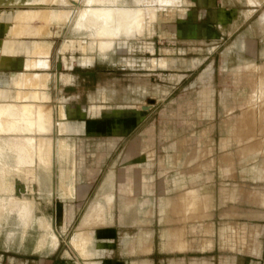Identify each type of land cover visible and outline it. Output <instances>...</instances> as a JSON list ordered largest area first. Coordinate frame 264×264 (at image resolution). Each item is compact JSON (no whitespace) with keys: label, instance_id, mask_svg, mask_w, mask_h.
Wrapping results in <instances>:
<instances>
[{"label":"crops","instance_id":"1","mask_svg":"<svg viewBox=\"0 0 264 264\" xmlns=\"http://www.w3.org/2000/svg\"><path fill=\"white\" fill-rule=\"evenodd\" d=\"M42 1L44 3V0H39L40 3ZM61 1L52 0V5ZM86 1L83 0L86 3L80 6L79 2L73 0L77 4H74L76 10L74 8L71 12H56L54 7L32 10L37 11L36 14L40 12L41 18L38 19L42 21L40 25L43 28L38 25L36 31L42 33L51 24L72 20L74 31L83 30L91 37L89 42L82 43L83 49L106 57L108 51L115 49L117 39L125 37L123 44L127 45L129 38L151 32L150 20L154 19L156 8L146 7L149 3L175 6L183 0H135L137 6H131L127 0H115L113 8H109L108 0ZM261 2L248 0L249 5H259ZM89 7L94 11L90 9L92 17L94 13L97 15L114 9L117 15L120 12L131 14L134 19L135 13L138 16L142 13L143 18L140 20L139 17L140 21L127 20L124 23L126 26L122 22L119 25L120 20L117 24H107V15H102L103 12L97 18L94 17L98 21L92 19L88 13ZM3 8L4 12L0 13L5 17V28L0 31V89H3L5 98L9 95L8 99L13 90H31L36 94L44 92L42 86L38 85L32 88L15 86L17 81L12 85L14 74L21 75L24 80L29 77L37 80L52 72L32 71L42 67L43 61L49 63L48 54L39 48L41 45L36 42L22 43L15 39L17 34H28V23L32 20L27 19L29 12L11 6ZM46 9L48 13L52 12V20L56 18L52 22L42 19V11ZM98 9L100 12L97 13ZM81 10H86L84 13L88 15L82 16ZM121 14L118 16L122 20L124 15ZM78 18L79 22L76 20ZM88 18L97 21L98 24H94L91 19L89 21L94 29L87 23ZM77 22L82 24L81 27ZM258 22L264 27V13ZM114 24L118 25L117 28ZM13 25L16 29H12ZM97 25H101L99 28L102 27V31L103 27L107 30L109 26L110 30L115 29L117 34L114 43L109 44L108 39H104L108 35L103 34L109 28L102 34ZM96 34L100 35H97L99 39H96ZM92 37H95L94 40ZM146 48L152 50L151 46ZM92 59L93 56L84 57L89 62ZM58 60L61 62L60 55ZM119 60L129 66L136 63L124 57ZM12 61L18 62L21 69L12 71L7 68ZM25 62L30 63L29 67ZM166 62V57H161L138 64L162 67L167 65ZM247 62L256 63L253 59L240 57L233 67L236 72L233 81L240 85L230 90L226 88V92L236 93V87L239 90L230 100L220 97L216 102L214 95L219 90L211 85H203L190 92L206 94L200 101L195 95L192 103L186 102L185 96L179 93L161 107L157 118L150 116L153 113L150 108H112L106 103L94 102L92 96L85 103H72L77 115L71 119L65 117L63 103L60 106L53 104V162L55 157L65 154L72 157L68 173L66 171L65 177L62 175L63 180L58 182V192L63 187L69 192L57 194V186L53 182L52 198L54 203L64 206L58 217L62 222L74 220L77 208L85 205L78 218L81 220L83 216L84 219L79 227L82 232L76 230V237L74 235L71 240L74 244L81 243L77 247L91 241L89 248L93 255L86 252L90 251L87 245L81 247L83 251L81 248L77 250V253L81 252L80 255H90L88 258L95 259L88 260L87 264L90 261L93 264H264V117L258 116V104L256 112H249L252 111V107H249L251 96L257 93V90L253 91L259 75L256 70L245 69L249 66ZM53 74L56 83L71 79V76L61 75L60 71ZM240 86L242 88L238 89ZM101 97H105L103 92ZM72 107L68 110L71 111ZM58 132L67 134L71 142L58 136L57 143L54 134ZM89 158L90 163L87 162ZM106 160L108 163H104ZM96 202L97 205L88 211L86 206L90 207ZM81 234L84 240H78ZM72 242H69L70 245L76 246Z\"/></svg>","mask_w":264,"mask_h":264},{"label":"rangeland","instance_id":"2","mask_svg":"<svg viewBox=\"0 0 264 264\" xmlns=\"http://www.w3.org/2000/svg\"><path fill=\"white\" fill-rule=\"evenodd\" d=\"M112 1L108 0L109 8L115 7V0ZM127 1L131 6H137L135 0ZM6 2L3 4L1 3L0 7L11 6L15 9H23L25 12L29 13L38 7H54L59 12H71L75 8L74 4H77L74 3L73 0H63L61 3L55 5H52L51 0L49 4L46 0L44 3H40L39 0H11V2ZM76 2H79L80 6H84L85 4L83 0H78ZM95 6L97 7V4ZM146 7L156 8L154 19L150 20L151 32H145L136 38H129L127 45L123 44L125 37L117 39L115 42V49L108 51L106 57L98 56L97 52H90L89 50L83 49L82 43L85 41L89 42L90 36L83 30L74 31L72 28V20L60 24H51L45 32L41 33L36 31V27L40 25L41 22L38 18H34L28 23V34L15 37L16 40L18 39L22 43H38L42 46L39 48L45 54H48L49 63L48 61H43L42 67L32 69L33 72L52 73L47 75L44 74V77L39 78L40 80L38 82L30 77L24 80L23 78L21 79V75L14 74L13 79L15 81H13L12 85L17 81L15 86L21 85L22 87L26 86L32 88L31 86H37L39 83V86H42L44 92L36 94L31 90H13L10 99H8L9 95H7L6 98H0V104L7 103V105L10 106H7V109H5V105H0V123L8 120L6 126L0 125V127L3 128H0V131L1 129L5 131V135L4 132H0V173L3 174L0 178H3L4 181L2 183V179H0L2 183H0L2 185H0V264H87L88 260H95L88 258V256L94 254L92 249L89 248L91 241L87 244L90 249V255L85 257L77 253L69 243L81 224L83 216L81 220H78V218H80V214L83 212L85 205H81L77 208L75 213L76 218L74 220L62 222L58 220V217L61 216L62 207L64 206L54 203L52 198L53 182L55 183L54 186H57V194H66L65 190H63L64 187L58 192V182L62 175L65 176L72 155L71 157H69L68 154L55 157L54 164L52 163L53 157L51 156L49 157L50 160L46 168L39 165L36 158L33 160L34 157L31 158V161L33 160L31 163L28 160L22 163L23 165L21 164L20 167L10 165L19 162V155L23 156L26 152L21 151L22 154H19L20 151H17L18 148H14L15 150L11 148L12 144L16 146H21L23 144L22 147H24L27 144L24 143L26 141L24 139L27 137L33 138L35 142L40 141L41 137H45L48 143L47 145H52L51 127L53 115L49 114L50 116L48 117L47 114L44 113L46 110H44V108L48 110L50 108L52 111L48 112L52 113L54 105L60 106V104L63 103L65 117L71 119V117L77 115L75 107L71 106L72 103H85L90 100V96H92L94 102L106 103L112 108L116 106H130L141 109L150 108L153 111L150 116L154 115L157 118L159 117V110L161 107L171 99L173 100V98L177 97L179 93L185 96L184 100L186 102L192 103L195 95L197 100L200 101L202 96L205 97L206 94H193L190 92H192L194 88L200 89L203 85H211L216 88V90H219V92L214 95L216 102L220 97L230 100L239 90H237V87L236 93L226 92L225 90L226 88L230 90L236 85H240L233 81L234 73H236L233 67L237 63L238 58L243 57L253 59L257 63L247 62L249 66L245 69L258 71L257 86L253 93L256 90L260 92L258 94H260L262 98L261 100L259 99V103H256L260 106H258L261 111H259V113L264 114V27L259 25L258 22L260 16L264 13V0H262L259 5H249L248 0H183L179 5L175 6H159L153 2L149 3ZM247 8H252V10L247 11ZM111 10L112 9L109 11ZM113 10L112 13L114 18L112 22H115L116 18ZM48 15L50 16L49 13ZM126 15L127 14H125V16ZM130 15L126 16V18H128L126 20L132 21L138 18L137 14L133 15L134 19L132 15ZM142 15L143 14L140 13V20L143 18ZM49 19L47 20L49 21ZM114 31L111 30V35H109L111 33L109 31V44L115 41L113 35H116V31ZM0 39H2V35H0ZM130 45L131 48L129 49L128 47ZM147 46H151L152 50H148L146 48ZM58 55L61 57V62L60 67L56 69V62L59 61ZM86 56H93L92 61L89 62L84 60ZM120 57H124L130 61H136V63L130 66L124 65L122 61L119 60ZM161 57H166L167 65L161 67L159 65L142 66L138 64L140 61H145L150 58L159 59ZM25 63L27 67H29L28 65H30V63ZM7 68L13 71L21 69V66L18 62L12 61L11 65ZM56 71H60L61 75H67V77L71 76V79L68 82L58 81L56 83L53 75V72L55 73ZM259 85H261L262 88ZM239 88L242 87L240 86L238 89ZM26 92L29 93V98L24 97L26 96ZM102 92L105 96L104 98L101 97ZM21 95L23 96L21 97ZM31 95L39 98H31ZM64 97L66 98L64 99ZM26 102L27 104L35 103V105L32 104L33 106H30V108L25 106L29 109L27 110L25 108L27 110L24 109L26 112L22 110L23 108H21V110L20 108H16V105L22 104L23 106ZM256 103L251 104L255 109L257 108ZM10 104L16 105L11 106ZM143 105H147V107L142 108L141 106ZM75 106H78V104ZM11 107L16 109L13 110ZM33 107L34 109H32L33 111L31 112L30 109ZM70 107L73 108L71 111L68 110ZM8 108H11L14 112L12 111V113L10 110V112L3 111L8 110ZM39 108H43V111H40ZM20 111L22 114L23 111L26 113L23 114L26 118L20 115ZM28 111L31 112L29 115H35L33 117L29 116L30 119L33 118L32 120L27 116ZM37 111L38 113L44 114L45 117H48V121L46 120V126L48 127L46 128V132L37 130L35 125L36 121H34L36 120V114L34 113ZM254 111L256 112V110ZM5 112H7V114L12 113L14 116L11 114L9 116H13L14 118L15 115L16 117L19 115V121L27 118L29 120H25L26 122L23 121L24 123L22 124L21 122L18 123V118H16V121L15 119H11V128L9 127V130V116L7 115L8 118H6ZM17 112H19V114H17ZM1 115H4V117L1 118ZM13 121L17 124L13 123ZM29 121H32L31 125L34 124V126H30ZM27 123L29 124L27 125ZM28 128L31 130V133ZM13 129H15L14 131L16 132H14ZM7 130H9L8 133ZM9 132L13 134H9ZM16 133H20L22 136L20 135V137L16 135ZM6 134H9V137ZM16 136L17 139H15ZM54 136H56L57 142L58 136H63L68 142H71V138L67 137V134L64 132L55 133ZM9 139H12L11 141L14 142L12 143ZM22 140L24 141L22 142ZM17 141H19L18 144ZM6 145H9L10 148ZM28 152L26 153H33L32 150ZM46 153L48 157V154L52 152L49 150ZM10 154L15 157H10ZM16 155H18L17 158ZM15 159H17V161ZM76 160L78 161V158H76ZM90 160L91 158H89L87 162L90 163ZM104 163H108V160ZM38 175L42 178L43 184L39 183L40 181L36 179ZM24 186H26V188ZM54 196H56V193ZM16 201L18 204H21L18 206ZM3 202H5V204ZM24 204L26 206L28 204L31 208L29 209L27 206V211H30V215H28L27 211L25 212L26 207ZM94 205H97V202L90 207L86 206V208L89 211ZM4 208L5 210H3ZM19 208L22 209L21 212ZM16 211L19 212V214L17 213L19 220L15 218V216L17 217V214H14ZM9 212L14 216L12 214L10 215ZM20 213L23 217H26V220L25 217H21ZM10 218L13 220L12 222ZM22 218L24 219L22 222L26 225L20 221ZM42 218L47 219L49 222L44 219L43 221L40 220ZM15 219L16 221L14 222ZM16 222H19L20 225ZM43 222L47 225L49 223L50 226L48 225L45 227ZM14 223H16V225ZM103 223H105V221L102 223L98 222L94 224L93 227ZM62 225H65V227ZM18 227L20 228L18 229ZM51 234L56 237L54 243L51 242Z\"/></svg>","mask_w":264,"mask_h":264},{"label":"bare ground","instance_id":"3","mask_svg":"<svg viewBox=\"0 0 264 264\" xmlns=\"http://www.w3.org/2000/svg\"><path fill=\"white\" fill-rule=\"evenodd\" d=\"M6 1H9V2H10V0H0V4H1V3L3 4V3H5ZM44 1H45V0H44ZM48 1H49V2H48ZM48 1L46 0V2L49 4V3H50V0H48ZM76 1H77V0H76ZM85 1H86V0H85ZM94 1H95V0H94ZM94 1H93V2H94ZM96 1H97V0H96ZM100 1H101V0H100ZM105 1H106V0H105ZM111 1H112V0H111ZM42 2H43V1H42ZM46 2H45V3H46ZM51 2H52V0H51ZM86 2H88V1H86ZM86 2H85V3H86ZM97 2H98V1H97ZM112 2H114V1H112ZM6 3H7V2H6ZM53 3H54V2H52V4H53ZM75 3H76V2H75ZM88 3H89V2H88ZM90 3H91V2H90ZM101 3H102V2H101ZM109 3H111V2H109ZM78 5H79V4H78ZM103 6H104V5H103ZM3 7H5V6L0 7V13H1V12H4L5 9H4ZM91 7H93V6H91ZM91 7H89V10H88V11H90V12H88V13L91 14L90 17H92V15H93V13H92L93 10H92ZM101 7H102V6H101ZM39 8H40V7H39ZM41 8H42V7H41ZM45 8H46V7H45ZM52 8H53V7H52ZM71 8H72V7H71ZM78 8H79V7H78ZM81 8H82V7H81ZM81 8H80V9H81ZM84 8H86V7H84ZM82 9H83V8H82ZM90 9H91L92 11H91ZM101 9H102V8H101ZM101 9H100V10H101ZM7 10H10V9H7ZM12 10H13V9H12ZM34 10H35V9H34ZM37 10H38V9H37ZM42 10H43V8H42ZM42 10H41V11H42ZM74 10H76V8H75ZM103 10H104V9H103ZM109 10H110V9H109ZM20 11H22V10H20ZM81 11L83 12V13H82V16H83V15H88V14L84 13V11L87 12L86 10H84V11L81 10ZM22 12H23V11H22ZM36 12H37V11H36ZM36 12L33 11L32 13H29V14L27 15V19L29 20V19L39 18V17H40V14H39L40 12L38 11V14H36ZM42 12H43V13H42ZM42 12H41V13H42V19H43V21H46L47 18H48V16H49V15H48V11H47V9H46L45 12H44V11H42ZM49 12H50V10H49ZM56 12H57V10H56ZM77 12H78V11H77ZM79 12H80V11H79ZM79 12H78V14H79ZM93 12H94V11H93ZM96 12H97V13L100 12L99 9H98V11L96 10ZM102 12H103V11H102ZM102 12H100L99 14H101ZM107 12H108V11H107ZM107 12H106V13L103 12L102 15H105V14L107 15V16H106L107 20H105V23L109 24V22H112V21H113L114 16H113V13H111L112 10H111V12H108V13H107ZM10 13H12V12H10ZM17 13H18V12H17ZM50 13L52 14V12H50ZM50 13H49V14H50ZM62 13H63V12H62ZM72 13H73V12H72ZM80 13H81V12H80ZM104 13H105V14H104ZM115 13H116V12H115ZM51 14H50V16H49V18H50L49 21L52 20V19H51V18H52V15H51ZM78 14H77V16H80V15H81V14H80V15H78ZM94 14H95L94 17L96 16V18H97V15H99V14L96 15V13H94ZM120 14H121V12H120L118 15H120ZM122 14L125 16L124 13H122ZM122 14H121V16H122ZM133 14H134V13H133ZM135 14H136V13H135ZM1 15H2V16H1ZM75 15H76V13H75ZM116 15H117V13H116ZM118 15L116 16V18L118 17V19H117V21H115L114 23H116V22L118 23L119 19H120V21H119V22H120L119 25L121 24V22H122L123 24H124V23H127V22H126V21H127L126 19H128V18H126L127 15L123 18L124 20H126L125 22H123L124 20H123V19L121 20V17L119 18ZM17 16H18V15H17ZM63 16H64V15H63ZM130 16H131V15H130ZM1 17H2V18H1ZM55 17H56V16H55ZM75 17H76V16H75ZM84 17H85V16H84ZM87 17H88V16H87ZM94 17H92V19H93ZM103 17H105V16H103ZM40 18H41V17H40ZM57 18H58V17H57ZM71 18H72V17H71ZM73 18H74V17H73ZM96 18H94V20H97ZM98 18H100V17H98ZM106 18H105V19H106ZM4 19H5L4 14H0V31H1V32H2V31L4 30V28H5V23L3 24ZM18 19H19V17H18ZM18 19H17V20H18ZM42 19H41V20H42ZM54 19H56V18H53V20H54ZM80 19H81V18H80ZM88 19H89V20H87V23L90 21L91 18H88ZM92 19H91V21H93L94 24L97 23L98 20L95 22V21L92 20ZM102 19H104V18H102ZM102 19L100 18V20H102ZM137 19H139V16H138ZM137 19H136V21H137ZM53 20H52V21H53ZM58 20H59V19H58ZM58 20H56V21H54V22H57ZM69 20H70V19H69ZM69 20H68V21H69ZM76 20L78 21L79 18L76 19ZM115 20H116V19H115ZM47 21H48V20H47ZM49 21H48V23H49ZM52 21H51V22H52ZM59 21H60V20H59ZM63 21H64V20H63ZM65 21H66V20H65ZM85 21H86V17H85V20H84L83 22H85ZM106 21H107V22H106ZM138 21H140V20H138ZM5 22H6V21H5ZM17 22H18V21H17ZM41 22H42V21H41ZM51 22H50V24H51ZM61 22H62V21H61ZM74 22H76V21H75V18H74ZM78 22H79V21H78ZM78 22H77V23H78ZM80 22H81L82 24H84L82 21H80ZM10 23H11V22H10ZM77 23H76V24H77ZM89 23H90V22H89ZM91 23H92V22H91ZM91 23H90V24H91ZM99 23H100V22H99ZM117 23H116V24H117ZM128 23H129V22H128ZM25 24H26V22H25ZM41 24H42V23H41ZM76 24H75V25H76ZM82 24H81V25H82ZM97 24H98V23H97ZM116 24H114V25L116 26ZM11 25H12V23H11ZM15 25H19V24H16V23H15ZM15 25H13V28H12V29H16V28L14 27ZM48 25H49V24H48ZM81 25H79V23H78V26H79V27H81ZM101 25H102V24H101ZM101 25H100V26H101ZM104 25H105V24H104V20H103V26H104ZM110 25H111V24H110ZM124 25H125V24H124ZM124 25H123V26H124ZM141 25H142V23H141ZM141 25H140V26H141ZM39 26H41V25H39ZM39 26H38V28H39ZM45 26H46V25H45ZM78 26H77V28H78ZM83 26H84V25H83ZM97 26H98V25H97ZM100 26H98V30L100 29L99 31H102V27L99 28ZM117 26H118V25H117ZM117 26H116V28H117ZM125 26H126V25H125ZM125 26H124V29H126ZM140 26H139V28H140ZM41 27H42V26H41ZM41 27H40V28H41ZM88 27H89V26H88ZM90 27L93 28L94 25H93V27H92V24H91ZM109 27H111V26H109ZM109 27H107V30H108ZM113 27H114V26H113ZM141 27H142V26H141ZM42 28H43V27H42ZM77 28H75V29H77ZM103 28H104V29H103V31H102V34H103L105 31H107V30H105L106 27H103ZM114 28H115V27H114ZM93 29H94V28H93ZM95 29L97 30V28H95ZM8 30H9V29H8ZM17 30H18V29H17ZM104 30H105V31H104ZM111 30H113V29H111ZM111 30H110V28H109V30L107 31V33H104L103 35H105V34L108 35V34H109L108 32H109V31L111 32ZM114 30H115V29H114ZM114 30H113V31H114ZM116 30H117V29H116ZM77 31H78V29H77ZM92 31H93V30H92ZM11 32H13V30H12ZM37 32H38V31H37ZM96 32H97V31H96ZM96 32H95V33H96ZM114 32H115V31H114ZM127 32H128V31H126V33H127ZM5 33H6V32H5ZM23 33H24V32H23ZM98 33H99V32H98ZM128 33H130V32H128ZM128 33H127V34H128ZM90 34H91V33H90ZM102 34H101V35H102ZM111 34H112V32H111L109 35H111ZM115 34H117V33L115 32ZM21 35H22V34H21ZM91 35H92V34H91ZM97 35L100 36L99 34H96L95 37H96ZM7 36H8V35H7ZM13 36H14V35H13ZM13 36H12V38H13ZM17 36H18V34H17ZM17 36H16V37H17ZM89 36H90V35H89ZM98 36H97L96 39H99ZM4 37H5V36H4ZM95 37H94V38H95ZM113 37H115V36L113 35ZM113 37H112V38H113ZM9 38H10V37H9ZM90 38H91V37H90ZM92 38H93V37H92ZM94 38H93V40H94ZM100 38L103 39L102 37H100ZM105 38L108 39L109 36H106V37L104 36V39H105ZM6 39H7V38H6ZM11 40H12V39H11ZM2 43H3V42H2ZM28 50H29V49H28ZM59 62H60V61H59ZM35 63H36V62H35ZM34 65H35V64H34ZM35 66H36V65H35ZM53 75H54V74H53ZM36 76H37V75H36ZM36 76H35V77H36ZM20 77H21V76H20ZM40 77H41V76H40ZM47 77H48V76H47ZM38 79H39V78H38ZM38 79H37V82H38ZM20 81H21V80H20ZM21 82H22V81H21ZM21 82H20V83H21ZM44 82H45V81H44ZM21 84H22V83H21ZM1 86H2V85H1ZM38 86H39V83H38ZM259 86L261 87V85H259ZM3 87H4V86H3ZM261 88H262V87H261ZM19 92H20V91H19ZM256 92H257V93H254V94L251 96V104H252V103L255 104L256 102L259 103V99L261 100V98H262V97H260V94H258V93H259L258 90H257ZM35 93H36V92H35ZM18 94H21V93H18ZM28 94H29V93H27L26 96H24V97H28V98H29V95H28ZM22 96H23V95H21V97H22ZM38 96H39V95H38ZM40 96H41V95H40ZM0 98H5L4 93H3V89H0ZM31 98H39V97L34 96V95H33V96L31 95ZM257 100H258V101H257ZM37 101H38V100H37ZM7 102H8V101H7ZM9 102H12V101H9ZM16 102H17V101H16ZM32 102H33V101H32ZM34 102H35V101H34ZM12 103H13V102H12ZM257 103H256V104H257ZM6 104H7V103H6ZM17 104H19V103H17ZM22 104H23V101H22ZM28 104H30V103H28ZM28 104H27V102H26L25 105H23L24 107L21 106V104H20V105H16V104H13V105H12V104H10V105H11V106L16 105L17 107H18V106H19V107H23L22 110H24L25 108L27 109V107H25V106H28V107L30 108V106L35 105V103H34V104L32 103L33 105H32V104L28 105ZM37 104H38V103H37ZM42 104H43V103H42ZM249 104H250V103H249ZM0 105L3 106V105H5V104L2 103V104H0ZM39 105H40V104H39ZM7 106L10 107L9 105H6V107H7ZM16 106H15V107H16ZM249 106H252V105H249ZM258 106H259V104H258ZM6 107H5V108H6ZM19 107H18V108H19ZM38 107H39V106H38ZM45 107H46V106H45ZM49 107H50V106H49ZM49 107H48V108H49ZM252 107H253V106H252ZM256 107H257V106H256ZM259 107H260V106H259ZM259 107H258V108H259ZM0 108H1V107H0ZM11 108H13V110L16 109V108H14V107H11ZM11 108H10V109L8 108V110H3V111H9V110H10V111L12 112L13 110H11ZM35 108H36V107H35ZM53 108H54V107H53ZM250 108H251V107H250ZM26 109H25V110H26ZM32 109H34V107L30 109L31 112L33 111ZM36 109H37V108H36ZM42 109H43V108H42ZM42 109L39 108L40 111H43ZM45 109L47 110V112H48V111H52L50 108H49V110H48L47 108H44V110H45ZM248 109H249V108H248ZM252 109L255 110L254 107H253ZM259 109H260V108H259ZM20 110H21V108H20ZM25 110H24V111H25ZM27 110H29V109H27ZM27 110H26V111H27ZM37 110H38V109H37ZM46 110L44 111V113H46L47 116L49 117V116H50L49 114H52V113H51V112H48V113H47ZM254 110H252V111L249 110V112H253ZM3 111H2V112H3ZM10 111H9V112H10ZM17 111H18V109H17ZM24 111H23V114L26 112V111H25V112H24ZM259 111H260V110H259ZM13 112H14V111H13ZM13 112H12V113H13ZM15 112H16V110H15ZM31 112L28 111V114H27L28 118H29V116H30V117L35 116V115H32V116H31V114L29 115V113H31ZM260 112H261V111H260ZM5 113H6V114H5V115H6V118H8V116H9L10 114L13 115L12 113H10V114H7V112H5ZM253 113H254V112H253ZM263 113H264V112H263ZM0 114H1V112H0ZM14 114H15V113H14ZM17 114H19V112H17ZM23 114H22L21 111H20V115L23 116ZM25 114H26V113H25ZM34 114H36V117H35L36 120H34V121H36V122H35V125H36V127H37V130H38V131H41V132H44V131L46 132V131H47L46 128H48V127L46 126V125H47V121H48V117H45V115H44V114H41L40 112L38 113V111H37L36 113H34ZM260 114H261V113H260ZM7 115H8V116H7ZM13 116H14V115H13ZM13 116H9V119H10V120H9V123H10V124H9L8 128L10 127L11 122H12L13 119H15V121H16V118H18V123L21 122L22 124L24 123L23 121H25V120L28 119V118H27V119H25V120L19 121V117H18L19 115H18L17 117H16V115H15V118H14ZM2 117H4V115H3V116L1 115V118H2ZM23 117H24V116H23ZM23 117H21V118H22V119L26 118V117H24V118H23ZM51 117H52V116H51ZM260 117H264V114H261ZM46 118H47V119H46ZM58 118H59V117H58ZM11 119H12V120H11ZM29 119H30V118H29ZM29 119H28V120H29ZM32 119H33V118H32ZM32 119H30V120H32ZM49 119H51V118H49ZM20 120H21V119H20ZM46 120H47V121H46ZM57 120H58V119H57ZM15 121H13V123H15ZM34 121H33V123H34ZM7 122H8V120H7V121L5 120V121H3L2 123H0V125L2 124L3 126H6V123H7ZM25 122H26V121H25ZM29 122H30V124L27 123V125L29 124L30 126H34L33 123H32L33 125H31V122H32V121H29ZM57 122H58V121H57ZM13 123H12V124H13ZM50 123H51V121H50ZM50 123H49V124H50ZM15 124H17V123H15ZM15 124H14V125H15ZM58 124H59V123H58ZM7 125H8V124H7ZM25 125H26V123H25ZM53 125H54V124H53ZM15 126H16V125H15ZM15 126H14V127H15ZM18 126H19V125H18ZM12 127H13V126H12ZM14 127H13V128H14ZM27 127H28V126H27ZM27 127H26V128H27ZM50 127H51V125H50ZM0 128H2V127H0ZM4 128H5V127H4ZM10 128H11V127H10ZM10 128H9V130H10ZM15 128H16V127H15ZM29 128H31V127H29ZM29 128H28V129H29ZM32 128H33V127H32ZM51 128H52V127H51ZM53 128H54V127H53ZM2 129H3V128H2ZM2 129H1V131H2ZM22 129H23V127H22ZM49 129H50V128H49ZM9 130H7V133H8ZM14 130H15V129H13V131H14ZM23 130H24V129H23ZM51 130H52V129H51ZM1 131H0V132H1ZM13 131H12V132H13ZM30 131H31V130L29 129V132H30ZM33 131H34V129H33ZM53 131H54V130H53ZM2 132H4V135H5V131L3 130ZM14 132H16V131H14ZM14 132H13V133H14ZM17 132H18V130H17ZM19 132H20V131H19ZM25 132H26V131H25ZM35 132H37V131H35ZM50 132H51V131H50ZM10 133H11V132H9V134H10ZM13 133H11V134H13ZM20 133H21V132H20ZM20 133H19V134L16 133V135H19V136H20V135H21ZM23 133H24V132H23ZM30 133H31V132H30ZM9 134H8V135L6 134V135L9 137ZM34 134H35V133H34ZM37 134H38V133H37ZM2 135H3V133H2ZM0 136H1V135H0ZM14 136H15V135H14ZM21 136H22V135H21ZM21 136H20V137H21ZM35 136H36V135H35ZM2 137H3V136H2ZM4 137H5V136H4ZM46 137H47V136H46ZM51 137H52V136H51ZM10 138H14V137H10ZM22 138H23V137H22ZM22 138H21V139H22ZM15 139H17V136H16ZM21 139H20V140H21ZM7 140H8V139H7ZM9 140H10V139H9ZM11 140H12V139H11ZM11 140H10V141H11ZM13 140H14V139H13ZM24 140H26L24 143H27L24 147H22V146H23L22 143H20V144H22L21 146H18V145L16 146L15 144H12L14 141H11V142H12V143H11V144H12V147H11V148H13V149H14V148H16V149L18 148L17 151H18V152L20 151L19 154H22L21 151H26V152L30 151V152H31V150H32L33 153H32V154H28L29 152H28V153L25 152V154H23V156L18 154V155L20 156V157L18 158V161H19V162H16V163H14V164H10V165H11V166L13 165V166H16V167H20L22 163H25V162L28 161V160H29L30 163H31V162L36 158L37 161H38V164L41 165L42 167L46 168V167H47V164H48V162H49V160H50L49 157L52 156L51 153H49V154H48V157H47V156H46V155H47L46 152H48L49 150L52 149V145H51V146L47 145L48 143L46 142V138H45V137H41V138H40V141H38V142L33 141L34 139L31 138V137H27V138H25ZM24 140H22V142H23ZM0 141H1V140H0ZM61 141H62V140H61ZM18 142H19V141H17V144H18ZM57 143H58V142H57ZM20 144H19V145H20ZM4 145H5V144H4ZM27 145H28V146H27ZM0 146H1V145H0ZM6 146L10 148L9 145H6ZM54 146H55V145L53 144V147H54ZM66 147H68V146L66 145ZM1 148H2V147H1ZM3 148H4V147H3ZM13 149H12V150H13ZM53 149H54V148H53ZM14 150H15V149H14ZM64 150H65V148H64ZM6 151H8V150H6ZM52 151H54V150H52ZM58 151H59V150H58ZM58 151H57V152H58ZM62 152H63V151H62ZM3 153H4V151H3ZM8 153H9V152H8ZM59 153H60V152H59ZM18 155H16V158H17ZM53 155H54V154H53ZM11 156H12V158L15 157V156L13 157V155L10 154V157H11ZM33 157H34V158H33ZM12 158H11V159H12ZM28 158H30V159H28ZM31 158H33L32 161H31ZM46 159H47V160H46ZM15 160L17 161V159H15ZM51 160H52V159H51ZM53 160H54V158H53ZM11 161H12V160H11ZM12 162H13V161H12ZM14 162H15V161H14ZM51 162H52V161H51ZM10 163H11V162H10ZM27 163H28V162H27ZM34 163H35V162H34ZM52 163H54V162H52ZM22 165H23V164H22ZM24 165H25V164H24ZM26 165H27V164H26ZM8 166H9V165H8ZM11 166H10V168H11ZM42 167H41V168H42ZM72 168H73V166H72ZM68 169H69V168H68ZM6 170H7V169H6ZM10 170H11V169H10ZM13 170H14V169H13ZM8 171H9V170H8ZM10 172H11V171H10ZM10 172H8V173H10ZM67 173H68V170H67ZM0 174H1V173H0ZM6 174H7V173H6ZM71 174H72V173H71ZM2 175H3V174H1L0 177H2ZM66 175H67V174H66ZM7 176H8V175H7ZM7 176H6V177H7ZM9 176H10V175H9ZM6 177H5V178H6ZM17 177H18V176H17ZM64 177H65V176H64ZM72 177H73V174H72ZM0 179H2V183H3V182H4V181H3V178H0ZM36 179H37L38 181H40L39 183L43 184V182H42V180H41L42 178L39 177V175H38V177H37ZM61 179H62V177H61ZM72 179H73V178H72ZM62 180H63V179H62ZM64 180H65V179H64ZM0 183H1V181H0ZM2 183H1V184H2ZM1 184H0V185H1ZM10 185H11V184H10ZM24 185H25V184H24ZM1 186H2V185H1ZM8 186H9V185H8ZM11 187H12V186H11ZM13 187H14V186H13ZM24 187L26 188V186H24ZM9 188H10V187H9ZM22 188H23V187H22ZM25 188H24V190H25ZM69 188H70V187H69ZM29 189H30V188H29ZM27 190H28V189H27ZM66 191H68L67 188H66ZM66 191H65V193H66ZM5 192H6V191H5ZM21 192H22V191H21ZM68 192H69V191H68ZM68 192H67V194H68ZM19 193H20V192H19ZM12 194H13V193H12ZM6 195H7V194H6ZM9 197H10V196H9ZM14 197H15V196H14ZM22 197H23V196H22ZM30 197H31V196H30ZM6 198H7V197H6ZM6 198H5V199H6ZM25 198H26V197H25ZM31 198H32V197H31ZM2 199H3V198H2ZM22 199H23V198H22ZM32 199H33V198H32ZM26 200H27V199H26ZM5 201H6V200H5ZM7 201H9V200H7ZM22 201H23V200H22ZM22 201H21V202H22ZM12 202H13V201H12ZM16 202H17V201H16ZM24 202H25V200H24ZM27 202H28V201H27ZM30 202H31V204H32V201H31V200H30ZM3 203L5 204V202H3ZM8 203H9V202H8ZM22 203H23V202H22ZM25 203H26V202H25ZM28 203H29V202H28ZM20 204H21V203H20ZM20 204H18V202H17V205H18V206H19ZM31 204H30V205H31ZM33 204H34V203H33ZM2 205H3V204H2ZM22 205H23V204H22ZM24 205H25V204H24ZM7 206H9V205H7ZM15 206H16V204H15ZM27 206H28V204H27ZM27 206L25 205V207H26V208H25V212L27 211V208L29 207V206H28V207H27ZM31 206H32V205H31ZM13 207H14V206H13ZM20 207H22V206H20ZM9 208H10V207H9ZM22 208H23V207H22ZM10 209H11V208H10ZM17 209H18V208H17ZM19 209H20V208H19ZM29 209H31V208L29 207ZM3 210H5V208H4ZM12 210H13V209H12ZM21 210H22V209H20V212H21ZM13 211H15V210H13ZM4 212H5V211H4ZM27 212H28V215H30V214H29L30 211L28 210ZM5 213H6V212H5ZM9 213H10V212H9ZM9 213H8V214H9ZM17 213L19 214L18 211H16V213H14V214H17ZM22 213H23V211H22ZM88 213H89V212H88ZM11 214H12V213H10V215H11ZM18 214H17V217L15 216L16 219H18ZM23 214H24V213H23ZM12 215H13V214H12ZM20 215H21V213H20ZM20 215H19V217H20ZM88 215H89V214H88ZM13 216H14V215H13ZM26 216H27V215H26ZM21 217H23V215H21ZM24 217H25V216H24ZM24 217H23V218H24ZM30 217H31V216H30ZM11 218H12V217H11ZM11 218H10V219H11ZM23 218H22V219H23ZM44 218H45V217H44ZM44 218H42V219H44ZM84 218H85V217H84ZM13 219H14V218H13ZM16 219L14 220V222L16 221ZM22 219H20L21 222L24 221V219H23V220H22ZM18 220H19V219H18ZM18 220H17V221H18ZM25 220H26V217H25ZM28 220H29V219H28ZM40 220H41V219H40ZM44 220H47V219H44ZM82 220H84V219H82ZM12 221H13V220L11 219V222H12ZM42 221H43V220H42ZM47 221H48V220H47ZM47 221H46V222H47ZM11 222H10V223H11ZM48 222H49V221H48ZM16 223H18V225H20L19 222H16ZM16 223H14V224L16 225ZM22 223H24V222H22ZM81 223H82V222H81ZM88 223H90V222H88ZM24 224H25V223H24ZM41 224H42V223H41ZM43 224H44L45 227H47V226L49 225V223H48V225H47V224H45V222H43ZM43 224H42V225H43ZM15 225H13V226H15ZM25 225H26V224H25ZM81 225H82V224H81ZM87 225H88V224H87ZM13 226H12V227H13ZM21 226H22V225H21ZM49 226H50V225H49ZM83 226H84V225H83ZM83 226H81V227H83ZM79 227H80V226H79ZM19 228H20V227H18V229H19ZM48 228H49V227H48ZM18 229H17V230H18ZM49 229H50V228H49ZM84 229H85V231H86V227H84ZM11 230H12V229H11ZM13 230H14V229H13ZM15 230H16V229H15ZM78 230H80V228H79ZM78 230H77V231H78ZM77 231H76V232H77ZM80 231L82 232V229H81ZM83 231H84V230H83ZM81 232H80V233H81ZM78 233H79V231H78ZM87 233H88V232H87ZM51 235H52V234H51ZM88 235H89V233H88ZM13 236H14V235H13ZM78 236H79V235H78ZM52 237H53L52 240H53V239L56 240V237H54L53 235H52ZM74 237H76V235H75ZM80 237H81L80 239H78L79 237H78L77 239H78V240H81V239L84 240V238L82 237V234L80 235ZM88 237H89V236H88ZM90 237H91V235H90ZM88 239H89V238H88ZM78 240H77V241H78ZM50 241H51V240H50ZM70 241L72 242L71 239H70ZM70 241H69V242H70ZM85 241H86V240H85ZM46 242H47V241H46ZM53 242H54V241H53ZM75 242H76V241H75ZM78 242H79V241H78ZM81 242L83 243V241H81ZM72 243L74 244V242H72ZM87 243H88V242H87ZM46 244H47V243H46ZM70 244H71V243H70ZM78 244L81 245V243H77V244H74V245H76V246L73 247L76 251L79 250V249H80L81 247H83L84 245H87V244L84 243V245L82 244L83 246H81V247H80V246L77 247ZM47 245H48V244H47ZM84 247H86V246H84ZM84 247H83V248H84ZM76 248H77V249H76ZM78 248H79V249H78ZM83 248H81V249H82L81 251H83ZM84 250H85V249H84ZM86 250H87V249H86ZM77 252H78V251H77ZM79 252H80V251H79ZM86 252L88 253V252H90V251L87 250ZM86 252H85V254H86ZM80 254H81V252H80ZM88 254H90V253H88ZM83 256H84V255H82V257H83ZM86 256H87V255H86ZM84 257H85V256H84ZM91 261H92V260H91ZM91 261H90V264H93ZM88 262H89V261H87V263H88Z\"/></svg>","mask_w":264,"mask_h":264},{"label":"water","instance_id":"4","mask_svg":"<svg viewBox=\"0 0 264 264\" xmlns=\"http://www.w3.org/2000/svg\"><path fill=\"white\" fill-rule=\"evenodd\" d=\"M60 67V62H56V69H58ZM147 106L146 105H143V108H146Z\"/></svg>","mask_w":264,"mask_h":264}]
</instances>
